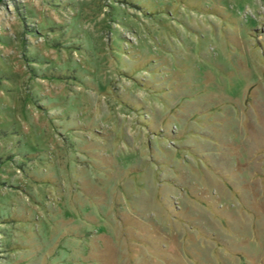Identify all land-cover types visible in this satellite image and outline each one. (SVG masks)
Wrapping results in <instances>:
<instances>
[{"label": "rangeland", "instance_id": "obj_1", "mask_svg": "<svg viewBox=\"0 0 264 264\" xmlns=\"http://www.w3.org/2000/svg\"><path fill=\"white\" fill-rule=\"evenodd\" d=\"M0 264H264V0H0Z\"/></svg>", "mask_w": 264, "mask_h": 264}]
</instances>
